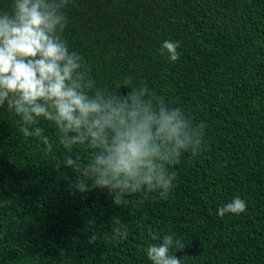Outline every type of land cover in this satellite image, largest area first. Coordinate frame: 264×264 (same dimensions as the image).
Segmentation results:
<instances>
[{"label": "trees", "instance_id": "16d2710c", "mask_svg": "<svg viewBox=\"0 0 264 264\" xmlns=\"http://www.w3.org/2000/svg\"><path fill=\"white\" fill-rule=\"evenodd\" d=\"M11 5L0 0V13ZM64 11L62 38L97 88L115 93L131 76L203 123V145L169 166L167 199L141 191L117 206L106 189L69 188L64 157L86 163L88 150L66 152L40 120L46 152L0 106V264H151L145 249L173 233L181 264H264V0H70ZM166 40L180 42L174 63L159 52ZM237 196L246 211L219 217ZM117 222L126 239H112Z\"/></svg>", "mask_w": 264, "mask_h": 264}, {"label": "clouds", "instance_id": "9594fccd", "mask_svg": "<svg viewBox=\"0 0 264 264\" xmlns=\"http://www.w3.org/2000/svg\"><path fill=\"white\" fill-rule=\"evenodd\" d=\"M69 3L12 0L11 10L0 13V106L6 104L19 116L24 137L34 135L46 152L53 145L37 126L40 120L55 126L66 152L78 146L89 151L86 163L79 157H64L62 165L76 175L71 190L106 189L117 206L130 203L125 196L141 191H158L167 199L176 177L169 166L184 151L199 154L206 126H193L180 108L169 107L143 83L135 85L131 76L117 85L115 93L97 88L82 57L69 51L61 35ZM179 47V41L166 40L159 52L174 63L180 57ZM120 88L127 91L121 93ZM246 208L237 196L219 207L217 215H239ZM87 223L94 226L93 219ZM112 232L113 240L126 239L127 225L117 222ZM174 235L148 245L145 252L151 264H181L170 250L181 251L185 244ZM95 241L92 235L89 243Z\"/></svg>", "mask_w": 264, "mask_h": 264}]
</instances>
